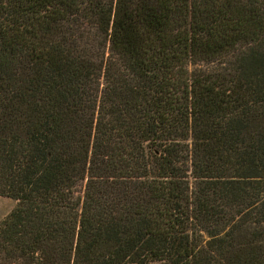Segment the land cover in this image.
I'll use <instances>...</instances> for the list:
<instances>
[{
    "label": "trees",
    "instance_id": "obj_1",
    "mask_svg": "<svg viewBox=\"0 0 264 264\" xmlns=\"http://www.w3.org/2000/svg\"><path fill=\"white\" fill-rule=\"evenodd\" d=\"M0 264H264V0H0Z\"/></svg>",
    "mask_w": 264,
    "mask_h": 264
},
{
    "label": "rangeland",
    "instance_id": "obj_2",
    "mask_svg": "<svg viewBox=\"0 0 264 264\" xmlns=\"http://www.w3.org/2000/svg\"><path fill=\"white\" fill-rule=\"evenodd\" d=\"M14 204L13 199L0 195V220L12 209Z\"/></svg>",
    "mask_w": 264,
    "mask_h": 264
}]
</instances>
